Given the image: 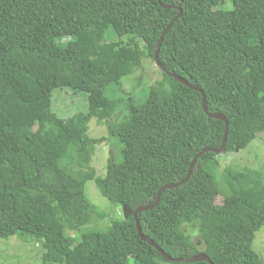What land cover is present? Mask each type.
<instances>
[{
  "label": "trees",
  "instance_id": "16d2710c",
  "mask_svg": "<svg viewBox=\"0 0 264 264\" xmlns=\"http://www.w3.org/2000/svg\"><path fill=\"white\" fill-rule=\"evenodd\" d=\"M162 4L182 14L163 39L160 62L204 92L208 112L225 116L222 152L246 148L264 131V0ZM177 14L158 0H0V238L41 242L43 264H208L166 262L140 240L133 212L185 179L201 150L218 149L224 122L206 115L198 92L162 71L143 104L107 94L144 58L154 61ZM56 89L85 93L87 111L57 112ZM93 118L122 145L104 177L92 166L105 140L88 135ZM217 156H201L185 184L138 214L142 233L173 259L202 252L213 264H261L253 242L264 226V173L224 169L227 192L217 203ZM90 180L127 214L76 238L102 216L86 196Z\"/></svg>",
  "mask_w": 264,
  "mask_h": 264
},
{
  "label": "rangeland",
  "instance_id": "374dc122",
  "mask_svg": "<svg viewBox=\"0 0 264 264\" xmlns=\"http://www.w3.org/2000/svg\"><path fill=\"white\" fill-rule=\"evenodd\" d=\"M229 6V2H225ZM68 39V38H67ZM66 38L60 40L61 45L67 44ZM161 71L151 59L144 58L142 67L135 73L124 77L118 83H113L108 88V96L111 99L120 101L123 105L143 104L154 86L161 80ZM54 108L64 115H71L78 111H87L88 101L85 93H72L68 89H56L53 95ZM126 115L113 117V123H120ZM88 135L92 138H104L105 140L97 145L93 154L92 166L96 175L104 177L106 166L109 160L118 161L121 159V143L107 132L106 125L93 118L88 124ZM216 167L214 170L215 181L222 192L217 196V203H221L227 192L226 185L221 181V174L226 168L242 172L244 168L257 170L264 173V131L257 134L256 138L244 149L236 152H222L215 158ZM86 196L97 207L101 217H94L91 223L83 226L79 232L73 235L79 238L81 233L92 229H106L116 220H121L127 214V210L105 198L99 191L95 180L86 183ZM195 245L204 248V242L198 234L189 232ZM253 249L259 254L261 264H264V226L255 234ZM41 242L31 239L29 236L17 234L9 238H0V264H43ZM128 264H135L129 258Z\"/></svg>",
  "mask_w": 264,
  "mask_h": 264
},
{
  "label": "water",
  "instance_id": "95a60500",
  "mask_svg": "<svg viewBox=\"0 0 264 264\" xmlns=\"http://www.w3.org/2000/svg\"><path fill=\"white\" fill-rule=\"evenodd\" d=\"M137 1H141V0H137ZM158 3L164 9H168V10L169 9H175V10H177L178 11V14L176 15V17H174L169 22V24L166 26V28L164 29V31L162 32V34H161V36L159 38V41H158V44H157V47H156V50H155V53H154V61H155L154 63L156 65V67L160 71H162L163 73H165L166 75H168L169 77H171V78L175 79L176 81H178L180 84L186 86L187 88H189L191 90H194V91L198 92L201 95V98H202V109H203V111L206 113V115L209 118L223 121L224 124H225V133H224V136H223L222 144H221V146L218 149L205 148V149L201 150L199 153H197V155H195V157L193 158L192 162L190 163L189 170H188V173H187L185 179H183L182 181H180L178 183H169V184H166L163 187H161L158 190V192H157V196H156L155 202L153 204H151V205L139 206L133 212V217H134L135 224H136L137 234H138L140 240L142 242H145V243L149 244L151 247H153L157 251V253L160 254V256L166 262H170V263H196V262L205 261L208 264H213L212 261L210 260V258L207 255H205L204 253H202V252H200L197 255H194V256H192L191 258H188V259H173V258H171L160 247H158L150 238L146 237L142 233L141 226H140V221L138 219V214L139 213L149 211V210H151V209H153L154 207L157 206V204L160 201V198H161V195H162V192L163 191L175 189V188H178V187L182 186L183 184H185L189 180L190 176L192 175L193 167L195 166L197 160L201 156H203L206 153H214L215 155H220V153L225 148L226 132H227V125H228L227 120H226V118H225V116L223 114L218 113V112L217 113H210V112H208L206 96H205L204 92L198 86L191 85L185 79H182L181 77L177 76L174 73L168 72L165 69V67L163 66V64L160 62V60H159V52H160V47H161V44L163 42V39H164L165 35L167 34V32L169 31V29L175 23V21L180 18L181 14H182V10H181L180 7H177V6H173V5L171 6V5L162 4V0H158Z\"/></svg>",
  "mask_w": 264,
  "mask_h": 264
}]
</instances>
